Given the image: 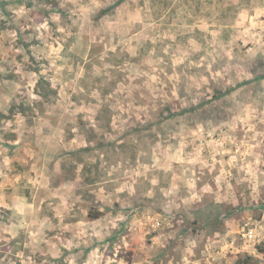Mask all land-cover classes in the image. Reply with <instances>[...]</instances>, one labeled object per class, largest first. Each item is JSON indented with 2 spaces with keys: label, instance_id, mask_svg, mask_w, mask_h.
Here are the masks:
<instances>
[{
  "label": "rangeland",
  "instance_id": "rangeland-1",
  "mask_svg": "<svg viewBox=\"0 0 264 264\" xmlns=\"http://www.w3.org/2000/svg\"><path fill=\"white\" fill-rule=\"evenodd\" d=\"M249 256L264 0H0V264Z\"/></svg>",
  "mask_w": 264,
  "mask_h": 264
},
{
  "label": "trees",
  "instance_id": "trees-1",
  "mask_svg": "<svg viewBox=\"0 0 264 264\" xmlns=\"http://www.w3.org/2000/svg\"><path fill=\"white\" fill-rule=\"evenodd\" d=\"M101 217L100 214H98L97 216H93L92 214L89 215V219L93 220H97ZM252 260V257H247L243 262H241L240 264H250V261Z\"/></svg>",
  "mask_w": 264,
  "mask_h": 264
}]
</instances>
